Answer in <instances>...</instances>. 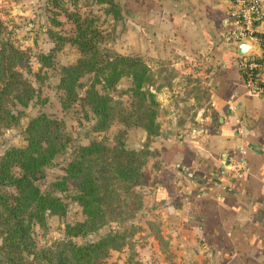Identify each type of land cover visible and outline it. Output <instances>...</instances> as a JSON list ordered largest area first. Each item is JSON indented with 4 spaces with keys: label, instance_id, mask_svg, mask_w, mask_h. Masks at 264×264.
Returning <instances> with one entry per match:
<instances>
[{
    "label": "trees",
    "instance_id": "trees-1",
    "mask_svg": "<svg viewBox=\"0 0 264 264\" xmlns=\"http://www.w3.org/2000/svg\"><path fill=\"white\" fill-rule=\"evenodd\" d=\"M85 1L102 5L103 14L119 17L115 0ZM51 2L60 6L73 26L69 34L49 32V36L69 42L79 53L59 68L60 106L66 111L78 105L80 124L92 121L85 126L86 142L72 144L63 121L40 110L21 128L24 142L8 145L0 153V264H119L105 261L111 251L124 247L127 260H132L135 226L129 220L141 204L135 187L142 181L148 147L161 134L156 120L158 101L149 88L151 69L139 56L117 53L104 45L96 13L67 11L61 0ZM53 22L60 24L55 18ZM28 57L27 49L8 37L0 19V132L18 124L22 114L18 107H25L35 96L26 77L31 70ZM36 58L39 66L33 75L39 78L40 67L52 62L50 53L38 52ZM84 75L89 81L79 93V79ZM123 76L130 81L127 106L110 94ZM113 121L141 127L145 132L142 146H125L123 129L109 132ZM63 154L65 165L49 187L41 190L35 181ZM69 183L73 184L71 191ZM68 201L80 207L81 219L66 223L62 237L37 246L33 226L44 228L48 215H64ZM104 226L107 229L93 239L74 240Z\"/></svg>",
    "mask_w": 264,
    "mask_h": 264
},
{
    "label": "crops",
    "instance_id": "crops-1",
    "mask_svg": "<svg viewBox=\"0 0 264 264\" xmlns=\"http://www.w3.org/2000/svg\"><path fill=\"white\" fill-rule=\"evenodd\" d=\"M257 1L262 17L254 30L264 33V0ZM120 6L132 27L153 30V54L178 47L199 52L208 70L206 111L153 141L157 227L147 264H264V96L243 87L235 51L222 41L236 0H122ZM240 159L246 168L235 175Z\"/></svg>",
    "mask_w": 264,
    "mask_h": 264
},
{
    "label": "rangeland",
    "instance_id": "rangeland-1",
    "mask_svg": "<svg viewBox=\"0 0 264 264\" xmlns=\"http://www.w3.org/2000/svg\"><path fill=\"white\" fill-rule=\"evenodd\" d=\"M115 1L119 5V17L116 19L110 14H103L102 5L85 0H77L75 4L69 0H61V3L67 11L77 9L81 13H96L97 25L105 35V46L117 53L139 56L146 62L152 73V84L149 88L153 90L158 101L156 120L160 133L178 131L185 123L193 122L195 116L202 114L209 107L207 66L199 61V52L189 53L179 47L157 50L153 54V30L148 26L132 27L131 16L122 15V0ZM54 18L60 21V24L55 25ZM0 19L4 22V31L13 43L27 49L31 70L26 77L35 88V96L25 107L17 109L22 112L18 124L0 132V153L8 145H21L24 142L20 130L28 118L40 110L63 121L72 144L85 143V126L92 120H82L80 124L78 116L81 109L78 105L70 110H63L59 102L61 91L56 86L60 66L74 61L79 53L69 42L60 43L49 36V32L69 34L73 26L71 21L66 18L60 6L53 5L51 0H0ZM38 52L50 53L52 62L49 66L40 67L39 78L33 75L39 66L36 58ZM88 81V75L80 77L77 87L79 93H82ZM129 84V78L123 76L117 81L115 89L110 91L124 106L129 102V93L126 91ZM97 88L101 90L99 85ZM117 129L124 130V142L127 147L139 148L145 141V132L139 126H124L113 121L109 132ZM148 148L150 151L142 166V181L135 187L141 196V204L129 220L135 226L131 236L134 251L131 254L132 260H127L128 249L124 247L121 251H111L106 263L117 261L119 264H133L134 260H137V264L150 262L153 252V241L150 237L153 235V229L156 231L157 227L153 224V161L156 160L157 153L153 154V141ZM56 160V164L53 167H45L42 177L35 181L41 190L49 187V183L58 176L61 166L67 161L64 154ZM68 189H73L72 183L68 184ZM81 217L80 207L76 202L68 201L64 215H48L44 228L33 226L37 246L46 245L51 240L62 237L64 225ZM106 229L107 226H104L96 233L75 237L74 240L79 243L85 239H93Z\"/></svg>",
    "mask_w": 264,
    "mask_h": 264
},
{
    "label": "built area",
    "instance_id": "built-area-1",
    "mask_svg": "<svg viewBox=\"0 0 264 264\" xmlns=\"http://www.w3.org/2000/svg\"><path fill=\"white\" fill-rule=\"evenodd\" d=\"M237 6L231 13V27L222 34V41L235 44L246 39L257 45V51H249L244 55L233 56V62L239 73L243 87L250 93L264 96V33L254 30L255 21L262 17L257 0H236ZM243 153V148H240ZM239 167L234 169L235 175L245 170L243 159L237 161Z\"/></svg>",
    "mask_w": 264,
    "mask_h": 264
},
{
    "label": "water",
    "instance_id": "water-1",
    "mask_svg": "<svg viewBox=\"0 0 264 264\" xmlns=\"http://www.w3.org/2000/svg\"><path fill=\"white\" fill-rule=\"evenodd\" d=\"M228 49L235 51L237 55L247 54L249 51H257L258 47L255 44L250 43L246 39L239 40L235 44H228Z\"/></svg>",
    "mask_w": 264,
    "mask_h": 264
}]
</instances>
